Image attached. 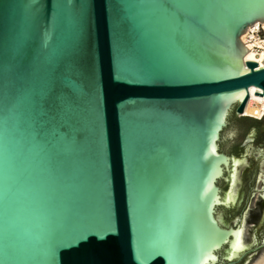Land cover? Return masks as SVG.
Masks as SVG:
<instances>
[{
    "label": "water",
    "instance_id": "95a60500",
    "mask_svg": "<svg viewBox=\"0 0 264 264\" xmlns=\"http://www.w3.org/2000/svg\"><path fill=\"white\" fill-rule=\"evenodd\" d=\"M256 21L264 0H0V264H264Z\"/></svg>",
    "mask_w": 264,
    "mask_h": 264
},
{
    "label": "bare ground",
    "instance_id": "6f19581e",
    "mask_svg": "<svg viewBox=\"0 0 264 264\" xmlns=\"http://www.w3.org/2000/svg\"><path fill=\"white\" fill-rule=\"evenodd\" d=\"M260 28L264 29V21L263 22L256 21L255 23L251 24L248 27V30L245 31L241 35V40L243 41V43L248 42L250 44L252 55H254L256 58H258L264 66V40L256 39L254 36L255 32ZM252 33H254V35H252ZM249 35L253 39H249ZM257 45L259 47H262V50L258 51L255 48V46H257ZM255 102L261 103V106L256 105ZM262 111L264 112V96H263L262 101H259V100H256V99L249 97V100H248L246 108H245V113H248L250 115H253L255 117L260 118Z\"/></svg>",
    "mask_w": 264,
    "mask_h": 264
},
{
    "label": "flooded vegetation",
    "instance_id": "af4514ba",
    "mask_svg": "<svg viewBox=\"0 0 264 264\" xmlns=\"http://www.w3.org/2000/svg\"><path fill=\"white\" fill-rule=\"evenodd\" d=\"M252 133H255L256 137L257 136L258 137L264 136V118L261 121H257L254 124H252ZM238 136H236L235 140L239 139ZM258 145L262 146V143H259ZM222 150H224V149H222Z\"/></svg>",
    "mask_w": 264,
    "mask_h": 264
},
{
    "label": "rangeland",
    "instance_id": "374dc122",
    "mask_svg": "<svg viewBox=\"0 0 264 264\" xmlns=\"http://www.w3.org/2000/svg\"><path fill=\"white\" fill-rule=\"evenodd\" d=\"M251 35V34H250ZM249 35V39H253L251 36ZM252 35H254V33H252ZM255 38L259 39V40H264V29L260 28L256 33H255ZM255 48L260 51L262 50V47H259L258 45L255 46ZM256 105L261 106V103L255 102Z\"/></svg>",
    "mask_w": 264,
    "mask_h": 264
},
{
    "label": "trees",
    "instance_id": "16d2710c",
    "mask_svg": "<svg viewBox=\"0 0 264 264\" xmlns=\"http://www.w3.org/2000/svg\"><path fill=\"white\" fill-rule=\"evenodd\" d=\"M246 120H248L250 122V124H254L255 122L258 121V120L251 119V118H246Z\"/></svg>",
    "mask_w": 264,
    "mask_h": 264
},
{
    "label": "built area",
    "instance_id": "2783aa9c",
    "mask_svg": "<svg viewBox=\"0 0 264 264\" xmlns=\"http://www.w3.org/2000/svg\"><path fill=\"white\" fill-rule=\"evenodd\" d=\"M258 30H259V29H258ZM258 30H257V31H258ZM257 31H256V32H257ZM256 32H255V33H256Z\"/></svg>",
    "mask_w": 264,
    "mask_h": 264
}]
</instances>
